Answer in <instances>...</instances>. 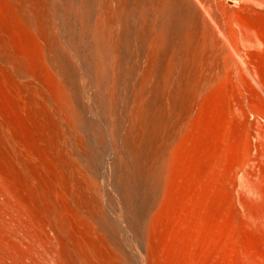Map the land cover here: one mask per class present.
Listing matches in <instances>:
<instances>
[{
    "label": "rangeland",
    "instance_id": "obj_1",
    "mask_svg": "<svg viewBox=\"0 0 264 264\" xmlns=\"http://www.w3.org/2000/svg\"><path fill=\"white\" fill-rule=\"evenodd\" d=\"M46 1L37 3L47 14L48 41L9 21L1 23L0 36L10 35L17 50H34L38 42L54 77L50 57L56 54L76 115L70 120L53 114V105L43 104L48 90L0 59V166L18 192L12 201L23 204L10 211L0 197V263L55 264L46 247L49 237H61L75 259L93 247L92 264H264V102L254 95L251 85L259 88L246 70L264 84V52L243 62L234 55L232 73L222 68L215 75L211 63L203 66L208 98L166 144L161 179L149 200L147 184L133 169L126 131L137 86L127 64L117 73L102 60V7L108 0ZM108 5L113 12L116 2ZM111 24L116 32L120 23ZM28 100L36 105L43 134L62 149L70 186L85 187L77 198L65 195L56 156L25 111ZM247 105L256 112L240 118L234 109ZM11 122H20L18 135L8 128ZM52 220L63 224L61 235Z\"/></svg>",
    "mask_w": 264,
    "mask_h": 264
},
{
    "label": "bare ground",
    "instance_id": "obj_2",
    "mask_svg": "<svg viewBox=\"0 0 264 264\" xmlns=\"http://www.w3.org/2000/svg\"><path fill=\"white\" fill-rule=\"evenodd\" d=\"M110 1L116 2L113 12L108 5ZM40 5L37 0H0V31L1 23L9 21L32 36L43 37L44 34L47 38V32L43 31L47 14L39 9ZM102 9V23L106 25L101 28L102 60L117 73L127 64V71L137 86L135 106L126 127L129 156L136 175L147 184V198L151 200L162 175V151L194 106L208 98L210 84L209 78L202 76L203 66L211 63L215 75L222 68L232 73L234 55L243 62L242 57L264 52V0H108ZM110 20L120 23L116 32ZM225 27L231 29L229 33ZM45 51L38 42L34 50L27 45L17 50L13 38L1 33L0 59L9 63L19 76L37 79L41 88L48 90V95L43 97L44 106L52 104L53 114L71 120L76 115V106L64 79V64L52 51L51 66L57 78L60 77L58 80L45 63ZM129 59L135 60L133 65L128 64ZM246 70L259 88L251 85L254 95L264 102V84L249 67L246 66ZM2 104L0 121L4 111ZM24 106L36 121L44 145L56 156L58 181L65 195L77 198L85 187L72 189L69 164L59 143L43 134L34 102L25 101ZM254 108L240 106L234 111L240 118L248 119L250 111L256 112ZM259 114L264 117V109ZM17 124L11 122L8 128L20 133V124ZM0 136L4 137L1 131ZM37 156L33 151V159H39ZM0 197L6 198L10 211L15 206L23 207L20 200L12 201L13 197H18V192L1 166ZM52 224L61 235L63 224L53 220ZM60 239L58 245L56 237H49L46 247L55 264H92L89 259L95 253L93 247L83 250L84 258L75 259Z\"/></svg>",
    "mask_w": 264,
    "mask_h": 264
}]
</instances>
